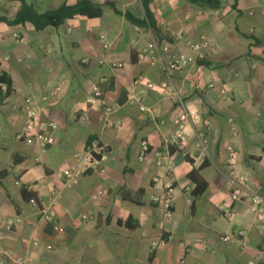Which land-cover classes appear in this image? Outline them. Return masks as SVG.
I'll list each match as a JSON object with an SVG mask.
<instances>
[{
	"label": "crops",
	"instance_id": "obj_1",
	"mask_svg": "<svg viewBox=\"0 0 264 264\" xmlns=\"http://www.w3.org/2000/svg\"><path fill=\"white\" fill-rule=\"evenodd\" d=\"M0 1V71L12 81L10 92L0 86V216L21 219L12 231L0 225V246L12 257L8 264L22 258L26 264H180L182 257L190 264L262 261L264 226L246 203L231 198L227 148L237 149L238 170L264 196V0H223L216 9L187 0H150V20L143 0H93L103 9L100 17L76 15L43 30L30 22L11 23L24 2L44 13L80 0ZM126 13L143 24L132 23ZM202 37L209 41L205 58L182 72L168 71L165 55L156 65L137 56L153 41L171 55L192 54L191 45ZM113 62L123 65L114 68ZM139 74L155 83L142 99L146 111L137 102L126 103L137 92L133 82ZM61 81L64 87L51 95ZM94 85L115 108L112 127H103L95 110L89 121L79 119L89 110L86 99ZM44 95L49 99L41 103L39 119L55 121L58 128L54 143L40 153L17 133L26 99ZM185 108L199 109L211 130L202 120L189 126L187 146L179 152L166 140ZM202 133L206 149L198 146ZM92 136L108 148L105 171L86 172L65 188L56 173L76 163ZM144 139L153 153L140 161ZM155 150L169 152L170 159L157 166ZM170 169L174 216L166 219L152 197L163 193ZM193 169H201L209 183L197 198L189 177ZM23 187L37 200L25 199ZM58 194L62 239L41 216ZM221 207L230 208V215ZM84 213L93 219L74 227L73 219ZM238 229L247 237L221 241ZM162 235L172 240L152 250L151 240Z\"/></svg>",
	"mask_w": 264,
	"mask_h": 264
},
{
	"label": "built area",
	"instance_id": "obj_2",
	"mask_svg": "<svg viewBox=\"0 0 264 264\" xmlns=\"http://www.w3.org/2000/svg\"><path fill=\"white\" fill-rule=\"evenodd\" d=\"M1 4V1H0ZM169 36L176 40L183 39V36L179 33L171 32ZM100 38L104 41L108 39L106 34H101ZM209 46V41L206 37H202L198 42L191 45L193 51L192 54H179L171 55L169 48L167 46L160 47L157 42H150L144 47L138 54V59L143 61L149 57L152 65H156L161 61L163 55H165L166 69L172 72H182L189 67L195 65L198 61L205 58V49ZM105 58H100L99 63H104ZM83 63L87 62V59H83ZM122 63L113 62L112 67H121ZM134 86L137 88V92L130 93L126 103L137 102L139 104L140 110L146 111L142 103L143 97L147 94L149 89L155 87V83L146 77L144 74H139L134 79ZM65 81H61L57 87L53 89L51 95H57L60 90L64 87ZM1 86L6 89L7 85L2 83ZM167 87V85H163ZM214 84H210L209 88H214ZM49 99V95H44L40 98L30 96L25 102V115L24 123L17 133V138L23 141L26 145L32 146L38 152H45L55 141L54 132L58 128V124L55 121H43L39 119L41 103ZM87 103L89 105V110L81 113L79 119L82 121L90 120V110L98 111L100 114V119L103 127H112L114 121L112 119V114L115 111L114 106H112L107 101L103 90L98 86L94 85L91 92L87 96ZM202 120L206 131L211 130L210 123L201 117L200 111L197 108L184 109L182 113L175 119L176 131L173 135L167 138V143L174 147L176 151H184L187 146V129L189 126ZM207 137L206 134H201V139L198 146L206 149ZM228 159H227V174L231 182L232 191L231 198L233 202L246 203L247 211L252 214L258 221L260 225L264 226V196L253 192L249 182L244 174H242L237 167L238 161V151L233 146L230 145L227 148ZM150 153L151 150L150 143L147 139L142 140L141 149L139 152V160L144 161ZM154 154L156 156V165L161 166L170 159L169 152L163 153L160 150H155ZM108 158V148L107 146L98 138L92 137L89 139L85 145L83 153L77 158L74 165L64 168L56 173L57 177L60 178L64 184L65 188H72L77 185L81 177L89 171H105L104 162ZM170 169L167 175L164 177V191L160 195H155L152 197V201L160 205L163 208V215L166 219H172L174 216V198L176 187L174 185L173 174ZM155 181H159L156 177ZM102 191H99L96 196L101 195ZM60 194L56 195L52 203L41 210L42 218L48 222L59 239H62L65 235L64 229L60 225L57 217V206L59 204ZM224 215H230V208L221 207ZM93 219L91 214H81L73 219L74 227H83L89 220ZM21 219L19 217L5 219L0 216V225H2L7 231H12L17 223ZM247 237V231L244 229L235 230L233 233L223 234L220 236L222 242H231L236 238L244 239ZM172 240L171 235H162L156 239H152L150 246L152 250H156L160 247L166 246ZM38 242L35 241L34 244ZM48 250H52V245H47ZM187 249V248H186ZM188 251V249H187ZM262 261H252L251 264H264V250L259 254ZM11 255L0 246V264H8L11 260ZM18 264H26L27 258L18 259L16 261ZM180 264H190L185 257H182Z\"/></svg>",
	"mask_w": 264,
	"mask_h": 264
},
{
	"label": "trees",
	"instance_id": "obj_3",
	"mask_svg": "<svg viewBox=\"0 0 264 264\" xmlns=\"http://www.w3.org/2000/svg\"><path fill=\"white\" fill-rule=\"evenodd\" d=\"M191 3L197 4L202 7L216 9L223 4V0H187ZM150 0H143V4L147 13V18L151 19V9L149 6ZM118 12V11H117ZM103 13L102 7L94 2L93 0H80L72 5H62L56 9L48 10L44 13L37 12L31 5L23 3L19 9L15 19L11 23H32L37 30H43L47 26H59L64 23L68 18L76 15H85L91 18L100 17ZM126 17L132 23L142 25L143 21L136 19L131 14L126 13ZM2 83L7 85V91H11L12 81L8 74L0 71V86ZM0 98V103H1ZM95 137V136H92ZM91 137V138H92ZM89 138V139H91ZM190 179L195 183V188L192 191L194 198L202 195L207 188L209 183L201 174V169H193L189 174ZM22 194L25 199L37 200L33 192L28 191L27 187L22 188Z\"/></svg>",
	"mask_w": 264,
	"mask_h": 264
}]
</instances>
